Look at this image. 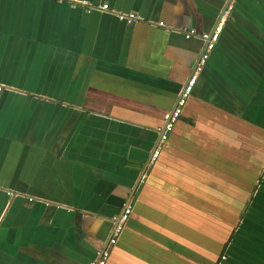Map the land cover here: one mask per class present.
<instances>
[{"label": "crops", "instance_id": "0c3cea01", "mask_svg": "<svg viewBox=\"0 0 264 264\" xmlns=\"http://www.w3.org/2000/svg\"><path fill=\"white\" fill-rule=\"evenodd\" d=\"M84 1L0 0V264H264V0Z\"/></svg>", "mask_w": 264, "mask_h": 264}, {"label": "built area", "instance_id": "2783aa9c", "mask_svg": "<svg viewBox=\"0 0 264 264\" xmlns=\"http://www.w3.org/2000/svg\"><path fill=\"white\" fill-rule=\"evenodd\" d=\"M72 3H79L83 6H85L88 10L92 9H100L102 11L109 10L108 4H103V5H98V6H93L89 5L86 1H78V0H71ZM115 15L120 19L124 20L127 22H134L140 17L134 13V12H115ZM223 29V24H219L215 31L213 33L209 34H204L203 37L206 40V45H205V50L196 66V69L192 76L190 77L188 83L185 85L183 88L181 94L179 95L177 102L175 106L171 109L168 110L164 114V124L161 127V134H160V140L156 146V149L154 150L151 160L155 161L158 159L160 152L166 143V141L169 138L170 133L173 131L178 119L180 118L183 109L190 97V94L192 92L193 86L196 82L197 74L202 70L203 65L205 64L207 58L209 57L210 52L214 48V45L216 41L219 38V35ZM195 31L193 29H187L186 35L189 37L190 35H193ZM150 160V161H151ZM133 207L131 204L127 203L121 213L119 214L118 217H116V222L114 225V229L112 232V235L108 241L107 246L98 253L96 258L91 260L89 264H107L108 259L110 257V248L109 245H114L117 243V240L119 236L121 235L122 231L124 230L125 224L128 221L131 213H132Z\"/></svg>", "mask_w": 264, "mask_h": 264}, {"label": "rangeland", "instance_id": "374dc122", "mask_svg": "<svg viewBox=\"0 0 264 264\" xmlns=\"http://www.w3.org/2000/svg\"><path fill=\"white\" fill-rule=\"evenodd\" d=\"M258 200H255V203H257ZM252 213L251 211H249L247 214H250ZM248 219L246 220V225H247V222H248ZM256 219H258V217H256ZM234 232V230L232 231ZM238 233V231H237ZM236 233V234H237ZM241 234H243L242 232H239ZM238 237H242L241 235L238 236ZM250 243L253 242V243H256L258 242V237L255 236V237H250ZM245 242V241H244ZM249 243V244H250ZM233 244H236L235 242ZM239 244V243H238ZM236 245V246H232V249L228 252H230V258L233 262H236L238 264H258V251L256 250L253 254H249V253H242L241 252V245ZM245 245V243H244ZM220 246V243L216 240L215 242V254L216 256H220L221 253L223 252V248L224 246H220V248H218ZM251 253V251H249ZM242 253V254H241Z\"/></svg>", "mask_w": 264, "mask_h": 264}, {"label": "water", "instance_id": "95a60500", "mask_svg": "<svg viewBox=\"0 0 264 264\" xmlns=\"http://www.w3.org/2000/svg\"><path fill=\"white\" fill-rule=\"evenodd\" d=\"M150 162V161H149ZM149 164V163H148ZM116 222V221H115Z\"/></svg>", "mask_w": 264, "mask_h": 264}]
</instances>
